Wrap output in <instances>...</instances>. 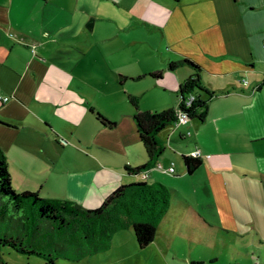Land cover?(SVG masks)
<instances>
[{
    "label": "crops",
    "instance_id": "crops-1",
    "mask_svg": "<svg viewBox=\"0 0 264 264\" xmlns=\"http://www.w3.org/2000/svg\"><path fill=\"white\" fill-rule=\"evenodd\" d=\"M263 43L264 0H0V150L12 189L35 192L25 183L43 174L39 194L63 182L97 209L121 186L160 184L170 207L158 245L186 228L190 251L203 246L189 262L160 250L163 264H264ZM184 59L200 68L206 116L164 128L155 167L132 175L147 163L133 115L178 107L192 72L168 66ZM196 151L201 165L187 174L182 157Z\"/></svg>",
    "mask_w": 264,
    "mask_h": 264
},
{
    "label": "trees",
    "instance_id": "trees-1",
    "mask_svg": "<svg viewBox=\"0 0 264 264\" xmlns=\"http://www.w3.org/2000/svg\"><path fill=\"white\" fill-rule=\"evenodd\" d=\"M90 25L91 22L87 24ZM180 65L188 67L192 75L179 86L178 107L161 112L136 110L133 115L147 163L137 169H126L132 175L143 174L155 167L164 152L158 134L175 123L177 113H185L188 122L203 121L206 116L207 102L203 95L206 92L199 87L197 74L200 68L193 61L184 59L170 64L168 70L173 71ZM161 74L151 73L149 77L158 82ZM190 95L195 99L186 109L185 98ZM129 102L137 109L134 98H129ZM96 116L101 126L109 129L114 127V123L100 114ZM182 163L187 174H192L201 165L199 159L190 156H183ZM169 207L170 192L160 184L121 186L92 211L69 202L40 199L31 192L17 194L11 187L5 157L0 150V249H9L20 256L55 264L58 259L68 258V247L79 250L76 258L93 255L107 251L112 237L127 230L131 231L136 247L143 250L154 241ZM0 264H3L1 260Z\"/></svg>",
    "mask_w": 264,
    "mask_h": 264
},
{
    "label": "rangeland",
    "instance_id": "rangeland-1",
    "mask_svg": "<svg viewBox=\"0 0 264 264\" xmlns=\"http://www.w3.org/2000/svg\"><path fill=\"white\" fill-rule=\"evenodd\" d=\"M173 166H175L174 163ZM37 176L39 177L30 178V183H25V185L26 187L30 188L34 187L35 192L31 193L37 194L40 199L69 202L75 204L76 206L84 210H95L86 207L83 203H79L74 199H70L68 197L67 192L65 191L63 182L61 183L58 181H51L50 183L53 188H49L47 191H43V193L39 194V189L36 186L37 184H39V180H41V184L43 183L45 185L44 180L46 176L43 174ZM173 231L175 232V229H173ZM172 234L170 237L168 233L164 236L169 240H171L172 237L175 238L173 239L174 241H171L170 246L168 244L166 245V247L163 245H158L162 243L160 241L162 240V235L161 233H158V235L154 238L156 246H148L143 250H139L136 247L131 231H120L112 237L109 249L107 251L99 252L93 255H86L83 257H81V255L80 257L76 258V256H78L79 250L76 248L68 247V258L58 259L55 264H163L160 258H156L158 257V255H161L160 250L163 251L167 249L169 252H177V254L186 258V262H189L190 254L203 253L202 245H197V249L192 248V250L190 251L189 238L191 232L188 231L186 228L182 229L179 233L176 231ZM193 247H195V245H193ZM0 260L3 264H45L40 259L26 258L24 256L16 254L15 252L9 249H0Z\"/></svg>",
    "mask_w": 264,
    "mask_h": 264
},
{
    "label": "built area",
    "instance_id": "built-area-1",
    "mask_svg": "<svg viewBox=\"0 0 264 264\" xmlns=\"http://www.w3.org/2000/svg\"><path fill=\"white\" fill-rule=\"evenodd\" d=\"M262 47L264 48V43L262 44ZM243 83H246L245 81H243ZM194 96L193 95H190V96H187L186 98H185V107H186V109L187 108H189V106H191V104L194 102ZM4 101H7V98H4ZM187 123H188V117H187V115L185 114V113H177L176 114V121H175V123H174V125H175V128H178V127H180V126H185V125H187ZM192 157L193 158H197V159H199V157H200V152L199 151H196V152H194L193 153V155H192ZM158 168H160V167H158ZM166 173H168V174H173L174 173V169H173V167H170L167 171H166ZM143 175H145L144 173H143Z\"/></svg>",
    "mask_w": 264,
    "mask_h": 264
}]
</instances>
